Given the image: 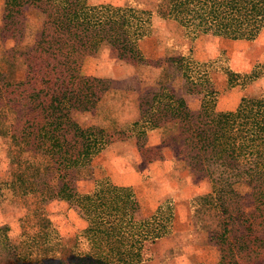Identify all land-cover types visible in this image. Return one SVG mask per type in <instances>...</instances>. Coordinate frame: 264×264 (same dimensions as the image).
<instances>
[{"label":"trees","instance_id":"16d2710c","mask_svg":"<svg viewBox=\"0 0 264 264\" xmlns=\"http://www.w3.org/2000/svg\"><path fill=\"white\" fill-rule=\"evenodd\" d=\"M4 9L5 29L11 37L23 35L26 10L42 17L35 42L8 53L14 62L20 58L23 76H14L13 61L8 68L0 67V105L14 116L12 142L34 157H47L44 166H34L23 162L21 150L14 148L17 168L9 185L15 193L20 189L23 195L47 201L64 199L87 222L70 247L60 239L49 240L52 230L47 220L38 237L28 235L31 239H24L22 247L14 245L7 228L1 226L0 264H140L151 260V245L172 231L175 206L171 199L161 200L152 214L142 216L134 191L113 186L108 177L96 179L91 192L76 188V179L85 171L91 173L93 158L112 141L102 128L81 125L73 118V110L87 109L107 88L104 79L82 74L83 62L106 43L125 62L150 64L138 42L153 34L154 15L175 21L193 37L211 33L253 40L264 28V0H159L155 12L129 2L113 6L92 5L88 0H5ZM172 64L189 85L188 93L200 96L199 106L190 108L163 81L141 94L139 119L130 129L136 134L138 149L145 156L147 131L177 120L188 148V164L213 181L210 193L190 203L208 243L219 252L215 264H260L264 260L260 213L264 209V92L242 96L232 111H218L210 72L198 68L211 63L180 56ZM223 71L229 87L246 86L264 76V60L248 73ZM153 160L147 157L146 161ZM242 177L251 188L257 213L244 209L245 197L237 189Z\"/></svg>","mask_w":264,"mask_h":264},{"label":"rangeland","instance_id":"374dc122","mask_svg":"<svg viewBox=\"0 0 264 264\" xmlns=\"http://www.w3.org/2000/svg\"><path fill=\"white\" fill-rule=\"evenodd\" d=\"M88 2L113 6L129 2L153 12L159 4V0ZM4 7L5 0H0L2 70L8 68L10 61L14 62L9 58L10 50L19 52L35 42L42 22L40 15L26 10L21 31L23 35L19 38L18 33L16 37H11L10 31L5 29ZM152 23L153 34L138 42L143 56L151 60L150 64L125 62L106 43L101 44L95 54L86 57L83 62L82 74L104 79L107 88L94 104L88 103L87 109L73 110V118L81 125L102 128L111 134L112 141L93 158L91 173L85 171L76 179V188L82 193L91 192L96 179L108 177L113 186H127L134 191L142 216L152 214L161 200H172L175 206L172 231L151 245L152 259L140 264H215L219 252L208 243V235L203 230L201 220L195 221L190 203L191 199L210 193L213 181L188 164L189 152L179 122L171 120L159 128L148 130L143 139L148 146L145 156L139 151L136 134L130 129L132 123L139 119L140 95L158 88L161 81L170 85L177 97H184L190 108H198L200 96L188 93L189 85L181 77V71L172 64V59L176 57L187 56L199 63H211L210 66L199 65L198 68L202 71L206 68L210 72L218 93L215 106L218 111L236 109L242 96L256 97L262 94L264 76L246 86L229 87L223 70L228 68L248 73L256 63L264 60V28L255 39L247 40L229 39L211 33H198L193 37L186 34L175 21L159 15H154ZM19 59L14 62L15 66L13 64L14 76L18 79L24 74V66ZM13 121L12 112L0 105V227L5 226L11 242L22 247V241L31 239L27 238L28 235L37 236L39 228L47 220L52 230L49 240L60 239L63 246L70 247L76 235L85 228V218L64 199L47 201L38 195H23L20 189L15 193L9 185L17 168L14 148L21 150L20 159L23 162L41 167L47 163V157H34L21 145L12 142L10 125ZM147 157L155 160L147 163ZM23 170L30 172L26 163H23ZM237 189L245 197L244 209L257 213L245 177L241 178ZM260 213L264 218V209ZM260 264H264V260Z\"/></svg>","mask_w":264,"mask_h":264}]
</instances>
